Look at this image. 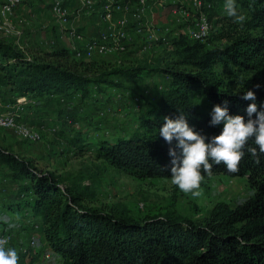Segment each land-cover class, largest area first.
I'll return each instance as SVG.
<instances>
[{
  "label": "trees",
  "instance_id": "obj_1",
  "mask_svg": "<svg viewBox=\"0 0 264 264\" xmlns=\"http://www.w3.org/2000/svg\"><path fill=\"white\" fill-rule=\"evenodd\" d=\"M207 1L210 6L204 10L208 15L213 4ZM236 5L243 9L246 20L237 24L228 17L230 22L220 36L225 43L204 48L198 40L190 41L182 34L172 38L180 57L153 68L167 76L168 84L153 100L139 101L137 109L135 96L130 99L123 108L132 110L128 119L134 122V129L114 141H95L90 130L104 123L96 113L115 109L118 101L122 105L116 95L131 88L125 81L140 78L144 66L138 63L76 56L57 34L50 46L42 44L31 51L25 46L21 49L14 40L0 38L2 99L50 101L78 94L81 103L91 98L92 110L81 107L82 112L76 111L77 119L86 124L85 130L75 131L67 143L81 153L92 150L97 158L139 178L170 177L173 157L169 148L177 141L169 145L159 135L164 117L175 119L180 112L185 113L189 126L210 143L223 129V123H211L216 105L226 106L230 115L247 121L246 109L253 101L241 97L252 90L258 111H264V0H236ZM184 63L190 68H182ZM217 65L220 71L215 70ZM199 93L204 103L196 100ZM255 118L253 114L251 119ZM118 124V128L125 127ZM252 147L257 146L250 139L236 173H229L223 163L210 161L212 174H246L252 193L234 206L217 203L202 222L178 215L137 219L127 213L117 215L88 207L82 202L83 190L60 186L53 171L40 170L30 159L1 145L0 165L19 183L13 195L26 196L21 206H29L43 218L40 229L61 257V264H264V154H259L257 147L258 156L253 157L248 151ZM176 152L179 156L181 150L176 148ZM202 175L208 174L202 171ZM24 179L29 183L24 184ZM3 181L7 178L0 175V192L5 189ZM16 204L7 203V207L16 211L21 208L19 202Z\"/></svg>",
  "mask_w": 264,
  "mask_h": 264
},
{
  "label": "rangeland",
  "instance_id": "obj_2",
  "mask_svg": "<svg viewBox=\"0 0 264 264\" xmlns=\"http://www.w3.org/2000/svg\"><path fill=\"white\" fill-rule=\"evenodd\" d=\"M49 1L44 0L46 6L49 5ZM210 1L213 4V7L208 10L210 32L204 39L198 40L204 44V48L225 43L226 39L220 38V36L225 30V26L230 22L227 20L230 17L228 18L223 11L224 0ZM236 7L238 12L243 14V9L238 5ZM22 18L14 17L15 25L22 32L20 36L4 35L0 32V38L14 40L31 51L34 47L42 45L40 41L44 37L53 38L56 34L54 30L56 25L52 24L54 19L51 16L44 19L50 20L49 25L45 28L41 27L36 18H34L36 20L29 16ZM28 20L31 22L28 23ZM155 24L157 23L155 22ZM31 27L36 28V33L32 36L33 38L31 36L28 38ZM165 34L171 36V31H167ZM169 38L167 45L162 43L161 46V42L159 43L160 48L156 42L153 46H147L144 51L140 52L139 47L132 46L139 54L146 53L149 57L136 54L140 57L136 61L142 59L138 64L143 65L144 69L140 78L125 81V84L131 87L130 89H128L129 87L123 88L120 95H116V98L122 99V105L118 101L115 109H104L96 113L104 123L98 128L90 130L91 138L95 141L101 138L114 141L116 137L133 130L134 122L128 119L132 110L123 107L130 104V99L135 96V98L139 97V99H135L137 101L135 109H137L141 101L153 100L157 97L159 90L168 84L167 76L153 68H157L162 62L176 61L180 57V54L176 52L178 47L173 44L172 38ZM188 40L193 41L189 38ZM61 43H63L62 40ZM129 47L130 45L127 48ZM115 59L105 58L110 62H115ZM121 59H124L126 63L130 62L127 61V58ZM180 66L190 68L188 63ZM148 68H151V71ZM152 70L154 71L152 72ZM215 70L220 71V65L215 66ZM28 100V106L34 108L35 117L27 121L24 116L27 106L19 120L28 123L39 134V138L35 141H28L11 128L0 126V145L19 156L30 159L40 170L53 171L59 177L60 186L76 187L75 190H83L81 192L82 202L88 207L104 209L117 215L127 213L137 219L149 215H178L190 218L195 222H202L211 214L217 203L225 202L234 206L252 193L246 174L230 176L224 173H215L204 176L201 184L202 195L198 198L181 192L171 183L170 177H136L104 159L97 158L92 150L81 153L67 143V137L74 134L75 131L85 130L86 124L77 119L79 116L76 115V111H79L80 107L87 111L92 110L91 98H85L81 103L78 94L65 99L53 97L50 101L43 98ZM196 100L201 103L205 102L202 93L196 95ZM139 101L140 103H138ZM93 112L95 113V111ZM118 123L124 124L125 127L118 128ZM0 170L1 178H7V181H3L5 189L0 192V218H7L9 223L14 225L9 227L8 224L0 221V231L11 234V241L6 248H13L17 251L18 264H61V257L48 244V247L43 248L42 244L46 240L40 229L43 218L40 217V214L33 212L29 206H21L24 205L26 196L18 197L12 193L17 189L19 183L9 176L6 166L0 165ZM22 182L26 184L25 182L29 183V180L24 179ZM27 195L31 196V193ZM17 202L21 207L18 210L15 211L7 207V203L17 207ZM31 236L36 239L33 246L29 243ZM46 257H50V259H46Z\"/></svg>",
  "mask_w": 264,
  "mask_h": 264
},
{
  "label": "clouds",
  "instance_id": "obj_3",
  "mask_svg": "<svg viewBox=\"0 0 264 264\" xmlns=\"http://www.w3.org/2000/svg\"><path fill=\"white\" fill-rule=\"evenodd\" d=\"M223 11L237 24H243L246 20L238 12L236 0H224ZM241 98L253 101L246 109L250 118L245 121L243 116L230 115L226 106L216 105L212 110L211 123H223V129L219 135L212 137L210 143H206V138L189 126L185 113L180 112L175 119L164 117L165 122L158 133L169 145L173 140L177 141L175 147L169 148V155L173 157L170 178L171 183L184 194L194 198L202 195V171L209 176L212 174L213 163L210 161L216 165L223 163L229 173L238 172L244 156L243 149L250 139L254 140L259 154H264V111H258L254 91H246ZM253 114H256L255 119H251ZM257 147L248 149L253 157L258 156ZM176 148L181 150L179 156ZM4 222L9 227L14 226L7 218H4ZM6 244L5 239H0V264H18L17 251L6 248Z\"/></svg>",
  "mask_w": 264,
  "mask_h": 264
},
{
  "label": "bare ground",
  "instance_id": "obj_4",
  "mask_svg": "<svg viewBox=\"0 0 264 264\" xmlns=\"http://www.w3.org/2000/svg\"><path fill=\"white\" fill-rule=\"evenodd\" d=\"M21 1L23 0H14V8L22 3ZM76 1L77 0H58L56 2V11H59V15H66L67 4L75 5ZM134 1H140V7H134V11L125 10L123 20L119 21L118 23H115V18L113 17V15H110V8L104 7H114V16H122L124 3H131L132 0H90V4L82 5V13H89L90 16H95L96 18H94L100 22V25H105L108 27L109 33H115L116 40L126 41L131 38L127 37V32H130L133 29V25L129 22V19L127 17L128 13L133 12L136 21V15H141V13H147L148 15V6L150 5L149 0ZM154 1H156V3H162V0ZM183 1L185 5V0H164V3L173 2L183 5ZM192 4L195 11L193 15L194 18L192 20L186 19V17L190 15L187 10L184 12L185 16L183 15L184 35L191 40H202L206 36H208L210 32L208 15L204 10V8L209 7L210 4L202 0H193ZM52 8L53 1H51L50 3V11H52ZM51 17L54 19L53 21L58 25L60 32L66 35L67 40L70 44V49L76 52V56L91 58L95 55H105L112 52L123 51L125 49L124 44L118 43L103 45V47L99 49L101 40H105V33L102 29L98 36L83 39L82 43L78 45L77 43L79 40H82V36L79 35L80 33L77 31L76 27L77 13L68 12L67 19L65 20V25L64 17H56V19L53 16ZM0 20V32H2L3 34H12L14 36L21 35V30L15 28L12 21L10 20V15H6V4H1L0 6ZM165 31H169L168 27H165ZM18 46L23 50L25 49L22 44H18ZM115 62L117 64H120L122 63V59H117ZM28 99L26 97L21 99L16 98L13 102H5L2 99V95L0 93V126L11 128L15 133L28 141H35L39 138V134L34 131L28 123L19 120V117H22L25 108L29 104ZM16 120H19V122H16L15 124L9 122ZM5 234L9 233L5 232ZM5 240L7 241V244L11 241V239ZM29 243L31 246L36 243V239L34 236H31L29 238ZM7 244L5 245V247L7 246Z\"/></svg>",
  "mask_w": 264,
  "mask_h": 264
},
{
  "label": "crops",
  "instance_id": "obj_5",
  "mask_svg": "<svg viewBox=\"0 0 264 264\" xmlns=\"http://www.w3.org/2000/svg\"><path fill=\"white\" fill-rule=\"evenodd\" d=\"M2 1L3 0H0V3H2ZM51 1L52 0H50L48 2L49 5L46 6L44 0H23L22 3H20L19 5H17L15 7V11H14L15 16L10 15V20L12 21L15 28L20 29L19 27H17L15 25L14 17H16V19L23 17L22 19H24L25 17L29 16V18H31V19L36 18L37 22L41 24V27L45 28L47 25H49V21H50V20L48 21V20H44V19L50 18V16H51L50 15V3H51ZM65 1H67V0H65ZM202 1L208 2L207 0H202ZM149 2H150V5L148 6V15L146 18L145 29H144L145 35L144 34L143 35L145 37H148V34H149L152 37H149L148 39H145L143 41V47H141V44L138 43L137 41H135L133 37H131L130 39L126 40V44H124L125 49L123 51L112 52V53L105 54V55H95L96 58H99L101 56L104 57V59L105 58H111V59L116 58L115 61L117 59L127 58V61H130L132 63H138L139 60L140 61L142 60V59H139L136 61V59L140 58L139 55H141L142 57H144V56L149 57L148 54H146V53L139 54V52L144 51V49H146L147 46L151 47L156 42V45H158V47L160 48V45L162 46V43L166 44V45L168 44L167 42H168V39H170L169 37L173 38V37L179 36L180 34L184 35V17H183V15H184V12L187 10L190 13V15L188 17H186V19L187 20L193 19L192 12H193V15L195 13L194 8L192 6L193 0H185L184 6H187V8H184L182 10L181 16H178L179 33L175 34L174 30H169V31H171V36H166V34H165L167 32V31H165V27H167L165 22H173V15L172 14H178L179 13V7H182L183 5H181L179 3H173V2L164 3V4L156 3V1H154V0H149ZM0 6H1V4H0ZM127 17L129 19V22L133 25V28L135 26H137V21L135 19V15L133 12L128 13ZM164 18H165V20H164ZM36 19H34V20H36ZM27 22L30 23L31 21L28 20ZM155 22L157 24H155ZM52 24L56 25L54 27V30H55V33L57 34L58 40H60V41L62 40L63 44L70 48V44L67 40L66 35L60 32L58 25L54 21ZM76 27H77V31L79 33H81L82 28L84 29L85 34L92 33V36H90V37L98 36L100 31H101L100 22L97 19H95L94 17H83V18H81L79 22L76 21ZM30 30H31V32L29 33L28 38H30V36L32 37L36 33V28L31 27ZM4 35H9V34H4ZM0 36H1V34H0ZM53 41H54L53 38H45L44 37V39H42L40 41V43L43 44L44 46L48 47L53 43ZM82 41H83V39L79 40L77 44L79 45L80 43H82ZM159 43H160V45H159ZM129 45H130V47L127 48ZM133 45L135 47H139V52H136V50H134V48L132 47ZM136 54H139V55H136ZM122 62H124V59H122ZM147 100H149V99H147ZM81 111H82V109L80 107L78 112L80 113ZM24 116L27 119V121H29L31 118L35 117L34 108H31L30 106H28L26 108ZM47 244H48L47 241L44 240V242L42 244L43 248L48 247Z\"/></svg>",
  "mask_w": 264,
  "mask_h": 264
},
{
  "label": "built area",
  "instance_id": "obj_6",
  "mask_svg": "<svg viewBox=\"0 0 264 264\" xmlns=\"http://www.w3.org/2000/svg\"><path fill=\"white\" fill-rule=\"evenodd\" d=\"M52 1H53V8H52V11H50V15L53 16L55 19H56V17H64V25H65V20L67 19V13L68 12H76L77 13V22H79L80 19L83 17H95V16H90L89 13H82V5L83 4H90V0H77L75 5H68L67 4L66 15H59V11H56V2L58 0H52ZM162 3H164V0H162ZM0 4H6V15L15 16V14H14V11H15L14 0H3V3H0ZM134 7H140V1L132 0L131 3H124V8L122 9V16H114V7H106L105 6L104 8H110V15H113V17L115 18V23H118L119 21L123 20V15H124L125 10H133L134 11ZM184 8H187V6H184V1H183V6L179 7V13L178 14H172L173 15V22H165V24L168 27V30H174L175 34L179 33L178 16H181L182 10ZM192 16H193V12H192ZM136 18H137V26H135L130 32H127V37H133L134 40L137 41L138 43H140L141 47H143V41L145 39H148L149 37H152L149 34H148V37L144 36L145 35L144 29H145V22H146V18H147V13H141V15H136ZM193 18H194V16H193ZM0 22H1V20H0ZM100 28L105 33V40H101V45H100L99 49H101L103 47V45H109L111 43L126 44V41L116 40L115 39V33H109L107 26L100 25ZM199 30H200V27H199ZM16 34H17V29H16ZM79 35L82 36V39H88L90 36H92V33L85 34L84 29L82 28V31ZM135 99H138V98H135ZM9 122H11L12 124H15L16 122H19V120L9 121ZM0 239H11V234H5V231H0ZM46 259H50V257H46Z\"/></svg>",
  "mask_w": 264,
  "mask_h": 264
}]
</instances>
